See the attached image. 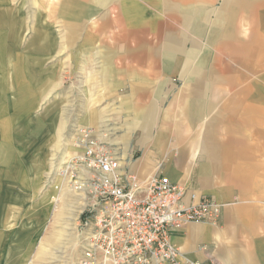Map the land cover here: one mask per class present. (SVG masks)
Segmentation results:
<instances>
[{
	"label": "crops",
	"instance_id": "0c3cea01",
	"mask_svg": "<svg viewBox=\"0 0 264 264\" xmlns=\"http://www.w3.org/2000/svg\"><path fill=\"white\" fill-rule=\"evenodd\" d=\"M64 1L65 132L222 205L218 225L171 231L191 261L264 264V0Z\"/></svg>",
	"mask_w": 264,
	"mask_h": 264
},
{
	"label": "rangeland",
	"instance_id": "374dc122",
	"mask_svg": "<svg viewBox=\"0 0 264 264\" xmlns=\"http://www.w3.org/2000/svg\"><path fill=\"white\" fill-rule=\"evenodd\" d=\"M65 7L64 0H0V137L8 146L0 264H71L77 254L82 205L66 174L74 133L64 130L72 102Z\"/></svg>",
	"mask_w": 264,
	"mask_h": 264
},
{
	"label": "built area",
	"instance_id": "2783aa9c",
	"mask_svg": "<svg viewBox=\"0 0 264 264\" xmlns=\"http://www.w3.org/2000/svg\"><path fill=\"white\" fill-rule=\"evenodd\" d=\"M72 137L66 168L80 198L76 257L71 264H198L172 243L170 233L188 224H219L221 207L172 183L164 175L140 179L119 152L88 129Z\"/></svg>",
	"mask_w": 264,
	"mask_h": 264
}]
</instances>
